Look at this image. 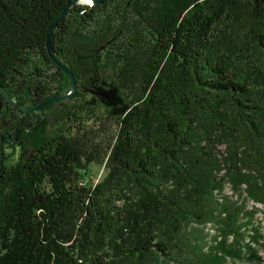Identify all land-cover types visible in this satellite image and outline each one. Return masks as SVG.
Returning a JSON list of instances; mask_svg holds the SVG:
<instances>
[{
    "label": "trees",
    "instance_id": "obj_1",
    "mask_svg": "<svg viewBox=\"0 0 264 264\" xmlns=\"http://www.w3.org/2000/svg\"><path fill=\"white\" fill-rule=\"evenodd\" d=\"M69 1L0 0V87L19 106L68 88L46 35ZM51 48L77 79L109 72L124 110L73 105L40 141L46 120L0 92V264H263L264 0L75 5ZM3 132L34 151L6 165Z\"/></svg>",
    "mask_w": 264,
    "mask_h": 264
},
{
    "label": "rangeland",
    "instance_id": "obj_2",
    "mask_svg": "<svg viewBox=\"0 0 264 264\" xmlns=\"http://www.w3.org/2000/svg\"><path fill=\"white\" fill-rule=\"evenodd\" d=\"M84 5V4H82ZM81 5V6H82ZM100 79L102 81H105L107 84L106 88V93L102 94L104 95L102 98L105 99L107 101V103L109 105H105L104 102H98L97 105L101 104V107L97 106V105H93L95 106L93 109H95L98 112H103L102 108H107L112 110L115 114H120L121 112H123L124 110V106L122 105V99H121V95L120 92L118 90V88L116 87V83L113 81V78L111 77L109 72H105L103 71L100 75ZM101 87V86H100ZM102 88V87H101ZM113 89V91L115 93H117L118 98H113L111 96L110 92ZM117 89V90H116ZM86 100H88L89 102L86 104L85 106V111L84 114H82V117H84V120L87 121V107L91 106L93 103H90V97L88 96L86 98ZM74 102L72 101H68V100H64L62 102H60L59 104L56 105V107H54L49 113H47V117H49L48 119H46V126L43 127L42 133H40V136L37 138V140L42 141V139L44 140H49L52 137H54L55 133V129H56V123L55 120L60 118V116L62 115V112L65 111L66 109H69L73 106ZM95 104V102H94ZM91 106V107H93ZM84 115V116H83ZM87 124V122H86ZM35 139H30L29 142H26L25 145L23 146H19V145H14L12 142H10L9 144H7L6 146H4L3 148V153L4 155L7 157L5 163L6 165H11L15 162H17L18 160H21L23 158H26L30 153H32L34 151V146L33 143L36 140ZM223 148H219V151H222ZM102 175V169L99 166H95V165H90L88 166L86 172H84V176L90 178L92 180V183L96 182L98 180V178H100V176ZM225 195L228 197H232V193L229 189V187H226L225 189ZM233 200H235V197H232ZM253 204L252 202L247 203V210H252ZM256 208H258L261 212H256L255 216H254V221H253V226L257 227L260 229V233L262 235V239L261 244L264 246V207L260 206V205H256ZM206 231L208 232V234L210 236H214L216 230L215 228H213L212 226L208 225L206 228ZM229 240V239H228ZM230 241V240H229ZM262 248V247H260ZM264 248V247H263ZM259 256H261L262 260H263V264H264V251L262 249L259 250ZM230 264V262L228 263Z\"/></svg>",
    "mask_w": 264,
    "mask_h": 264
},
{
    "label": "water",
    "instance_id": "obj_3",
    "mask_svg": "<svg viewBox=\"0 0 264 264\" xmlns=\"http://www.w3.org/2000/svg\"><path fill=\"white\" fill-rule=\"evenodd\" d=\"M103 1H105V0H71V1H69L67 3V7L63 11H61V13L56 17V19H54L49 25V28H48V31H47V35H46V51H47V55H48L49 59L54 63V65L58 69H60L62 71V73L64 74V77L66 78V81H67V84H68V91L65 92V93L63 92V94L53 95L48 100H46L45 102L41 103L40 105H38L37 107H34V108H25V107L19 106L13 100H11L7 96H5V98L10 103V105H12L17 110L21 111L24 114H33L34 113V114L41 115L43 109L49 107V105H52V104H54V103H56V102H58L60 100H64L66 98H69L75 92L76 84H75V80H74V76L72 74V71L57 56V54L55 53L53 48H51V35L53 33V30L57 26V24L61 21V19L64 18L68 14V11H69L70 7H73L75 5H82V4L88 5L89 7H92V6L96 7L97 5H100ZM0 92L2 94H4V91L2 90L1 87H0ZM108 93H110L113 98H118L117 93H115L113 91V89L110 92H108ZM92 94H93V92H92ZM103 96L104 95H102V97ZM104 104L106 106L109 105L107 102H104ZM121 113H123V112H121ZM42 121H43V119L41 118V122Z\"/></svg>",
    "mask_w": 264,
    "mask_h": 264
},
{
    "label": "flooded vegetation",
    "instance_id": "obj_4",
    "mask_svg": "<svg viewBox=\"0 0 264 264\" xmlns=\"http://www.w3.org/2000/svg\"><path fill=\"white\" fill-rule=\"evenodd\" d=\"M52 72L53 71H51V73ZM51 73H50V75H51ZM72 74H73V72H72ZM63 76H64V74H63ZM73 76H74V74H73ZM100 78H101L100 76L94 77V79H91L88 76H82L80 79H77L74 76V80H75V84H76V90L70 96V97H72V102H74V104H73L74 106H82L84 108V110H85V106L89 102L88 100H86V98L88 96L90 97V103L91 102L93 103L91 106L97 105L99 101L100 102H107L105 99L102 98V94H105L106 93V90H105L106 88H104V87H107L106 86L107 83L105 81H102ZM65 80H66V78H65ZM67 91H68V88H66V90L64 91V93L67 92ZM92 92H93V94H92ZM61 94H63V92ZM3 95H4V98H5L6 95L5 94H3ZM53 95H56V94L53 93L52 96ZM70 97L69 98H66L64 100H68V99H70ZM5 100L7 101L6 98H5ZM64 100H60V101H58V102H56V103H54L52 105H49V107H50L49 110H46V109H48V107L45 108V109H43L41 115L34 114V113L31 114V115L34 116L33 118H35L34 119V122H36L37 119H41V118L43 119V121L46 120V119H48L49 117H47V113H49L54 107H56L57 104H59L60 102H62ZM94 102H95V104H94ZM99 105H97V106L101 107V104H99ZM91 106H89V107H91ZM89 107H87V109ZM94 107L95 106H93L92 108H94ZM102 109H103L102 111H105V108H102ZM24 115H27V114H24ZM33 131H34V128H32L31 130H28L27 132H24L23 131V133H30V132H33ZM5 136H6V139H7L8 144L10 142H12L14 145H19L17 143V138L19 136L21 138L22 137V133H18V134L16 133V134L13 135V137L10 138L9 135L6 132L5 133L3 132L2 135H1V140ZM20 142H22V141H20Z\"/></svg>",
    "mask_w": 264,
    "mask_h": 264
},
{
    "label": "built area",
    "instance_id": "obj_5",
    "mask_svg": "<svg viewBox=\"0 0 264 264\" xmlns=\"http://www.w3.org/2000/svg\"><path fill=\"white\" fill-rule=\"evenodd\" d=\"M85 182V181H84ZM83 184V182L81 181V183H80V185H82Z\"/></svg>",
    "mask_w": 264,
    "mask_h": 264
}]
</instances>
